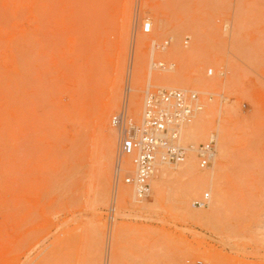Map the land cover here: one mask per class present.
Listing matches in <instances>:
<instances>
[{"label": "rangeland", "instance_id": "obj_1", "mask_svg": "<svg viewBox=\"0 0 264 264\" xmlns=\"http://www.w3.org/2000/svg\"><path fill=\"white\" fill-rule=\"evenodd\" d=\"M145 19L153 24L148 35ZM166 38L171 46L155 51L152 43ZM175 44L193 55L172 57ZM153 60L175 69L154 68ZM127 85L135 120L147 86L194 91L204 112L213 109L207 132L188 139L182 132V144L198 147L219 134L211 168L201 170L189 154L202 177L212 168L219 173L215 209L214 194L191 181H175L156 203L153 175L151 196L138 202L122 177L119 190L131 191L133 208L123 214L117 204L109 220L120 146L111 119ZM107 127L116 137L111 162ZM226 129L232 140L221 158ZM106 184L109 196L100 204ZM206 192L209 206L193 207ZM182 198L189 211L177 203ZM119 226L125 231L117 244ZM213 261L264 264V0H0V264Z\"/></svg>", "mask_w": 264, "mask_h": 264}, {"label": "built area", "instance_id": "obj_2", "mask_svg": "<svg viewBox=\"0 0 264 264\" xmlns=\"http://www.w3.org/2000/svg\"><path fill=\"white\" fill-rule=\"evenodd\" d=\"M145 19L142 25L144 34H151L153 24ZM191 38L185 37L184 46H188ZM171 38L161 42L152 43L157 52H165L171 46ZM154 68L167 69L165 62L153 60L150 63ZM174 67V66H173ZM209 70L208 75H213ZM130 85L126 86L123 107L112 116L111 124L119 135L120 157H129L132 168L122 174L119 163L115 165L114 182L123 183L131 187L136 201L147 200L152 193L151 179L158 163L180 165L188 156V149L181 143V130L190 124L195 116L203 110V102L198 93L172 88H158L152 90L146 87L143 96L141 119L135 120L127 111V100ZM218 135L213 132L206 142L199 145L196 150L198 166L207 169L212 166L216 156ZM211 194L206 192L199 199L193 201L195 208L209 206ZM117 212L113 202L108 210L110 221H114Z\"/></svg>", "mask_w": 264, "mask_h": 264}, {"label": "bare ground", "instance_id": "obj_3", "mask_svg": "<svg viewBox=\"0 0 264 264\" xmlns=\"http://www.w3.org/2000/svg\"><path fill=\"white\" fill-rule=\"evenodd\" d=\"M136 42L137 43L135 44L136 45V50L135 51L137 53V51L140 52L143 49L144 43L142 41H140V40L139 41H136ZM179 47H177L176 44H175V46L173 47V49H171V51H170L169 54L172 57H175V58L177 57V58L181 59L182 61L187 60L190 56L193 55V54H191V55L190 54H187L188 52L182 51L181 49H179ZM135 59H136V57H135ZM135 64L136 65H134V68H133V75L135 76L134 77L135 79H138V78H140V75L142 73H141V69H140V64L139 63H135ZM167 65L170 66V67L167 68V69H165V70L172 71V70L175 69V64L171 63V64H167ZM141 67H142V65H141ZM154 78H156V76L152 73L151 74V79H154ZM161 78L162 79L164 78L166 80L168 78L169 79H173L176 82H179L181 80V77H178V76L162 75ZM157 79H159V78H157ZM137 84H139V83H137ZM132 87L133 88L131 90L133 91V93L131 95V109L132 110H135V112L138 114V109H139V96H138V92H139V88L136 85H134ZM207 108L208 109L204 112L203 111L204 110V107H203V110L201 112H199L195 116V118H194L195 122L193 120L190 124L185 125L182 128V130H181V143H182V132H183V137L185 139L192 138V137H195V136H199V135L205 134L207 132V123H209V118H211V115L213 114L212 113V110L213 109L210 107V105L207 106ZM223 132H224V130H223L222 126L220 125L219 126V133H220V135L223 134ZM105 133H107V139H106L107 140L106 141L107 142V151L105 149V152H107L106 156L108 157V158L106 157L108 159L106 161H109L110 160V162H111V158H112V156L114 154L115 147H116V137H115V134L113 133V131L110 128H108V127L106 128V132ZM217 135H218V143H219V134L217 133ZM223 137H224V143L221 145V148L219 150V157H221V158L225 157L227 155L229 149H230V144H231V140H232L231 139V137H232L231 131L229 129H226L225 135ZM185 147L188 149V156H187V158L189 157V154L192 152V150H193V152H194V154L196 156V150H197V148L199 146L198 147L185 146ZM217 147H218V144H217ZM217 147H216V151H217ZM215 158H216V156H215ZM128 159H130V165L127 164V162H126ZM196 159H197V156H196ZM110 162H108V163H110ZM116 162H117V164L119 163V167L122 170V174L125 173L127 171V169L132 168V160H131V158H129V157H120V149H118V155H117V158H116ZM213 163H214V161H213ZM197 164H198V159H197ZM179 168H180V170L179 171H176V173H174L171 170L172 168L169 167V166H167V165H164V163H158L157 164L156 170L154 172V177H153V180L155 181V186H154V191H155L154 192V202H156V203L159 202L161 200V198L163 197L162 194L164 192L168 193L169 188H172L171 185L175 181L180 182V181H184V180H188V181L193 182V184L191 185V186H194L193 189L194 188H197V190L207 189V190H210L214 194V196H215V192L214 191H215V188L217 187V185L219 183L217 181L218 180L220 181L219 173L217 172V170L215 168H212L213 171L207 177H202L199 174L198 168L196 166V161H195V159L192 156L189 157L188 160L186 159L185 162L183 163V165L180 164L179 165ZM209 168H211V167H209ZM209 168H207V169H209ZM109 169H110V167H109ZM207 169H201V170H207ZM122 185L123 186H126L124 184H122ZM103 186H104L103 187V190L100 189L101 191L99 193H97L98 194L97 195V198H100V199H98L99 203L100 202H103L105 200L107 201V198L109 196L108 189H107V184L106 185H103ZM120 187H121V183L116 184L114 182L113 202L116 204V207H117V204H118L121 213L124 214V213H127V211H129L131 209V207L133 208V204H132V201H131V198L132 197L130 196V194H132V193L127 188H125V189H127V191L129 193L126 190L120 191L119 190ZM126 187H129V186H126ZM182 188H184V187L181 186V187H178L177 189L180 190ZM133 197H134V195H133ZM214 198L215 199L212 202L214 203L213 206H215V207L213 209L216 208L217 202H219L217 200L216 196ZM177 203L179 204V206L183 210L189 211V209H190L189 199L182 198V199L177 200ZM140 208H145V207H140ZM212 213H214V210H213ZM121 216H124V215H121ZM114 221H115V219H114ZM124 231H125V227L124 226H119L117 228V236H116L117 244L120 243ZM198 262H200V261H198ZM213 263H214V261H213Z\"/></svg>", "mask_w": 264, "mask_h": 264}]
</instances>
